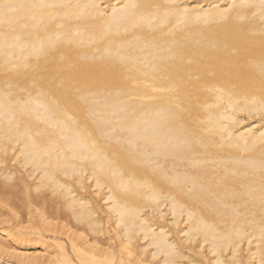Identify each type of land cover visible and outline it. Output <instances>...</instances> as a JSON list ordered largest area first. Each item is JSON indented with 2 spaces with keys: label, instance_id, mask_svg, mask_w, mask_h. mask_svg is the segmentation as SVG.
I'll use <instances>...</instances> for the list:
<instances>
[{
  "label": "bare ground",
  "instance_id": "1",
  "mask_svg": "<svg viewBox=\"0 0 264 264\" xmlns=\"http://www.w3.org/2000/svg\"><path fill=\"white\" fill-rule=\"evenodd\" d=\"M243 113L264 116V0H0V194L41 193L84 264H264Z\"/></svg>",
  "mask_w": 264,
  "mask_h": 264
},
{
  "label": "rangeland",
  "instance_id": "2",
  "mask_svg": "<svg viewBox=\"0 0 264 264\" xmlns=\"http://www.w3.org/2000/svg\"><path fill=\"white\" fill-rule=\"evenodd\" d=\"M101 1L104 2L105 0ZM240 118L241 122L238 127L257 129L260 125H264V116L262 115L248 116L243 113ZM12 164L14 165V163ZM17 171L15 173H20L19 170ZM14 189L17 192V189ZM14 191L11 190L12 193L10 195H8L10 192L0 194V264H69V260L72 264H84L76 257V252L72 249V243H76L78 241V233L84 234L85 230H69L65 219L60 217L53 218L49 216V212H46L48 210L43 211L45 209H41V193L37 195L38 192L33 194V191L32 194L34 196L31 194L33 198H28L29 196H26V198L23 194L22 196L20 195V191L19 195L17 193L16 196L13 195ZM45 193L47 194V192L44 191L43 193L46 196ZM94 195L92 194V196ZM95 196L94 199L96 198V203L99 206L102 201L100 202L99 197ZM101 206L99 209L103 211ZM105 216L107 217V214L102 212L101 217L103 220L105 219L103 232L94 236L95 234L92 235L91 232L87 231L85 239L92 241L94 236L98 242L94 244L99 247H103L101 245L107 247L108 243H110L108 246H114L117 249L120 247V243L115 236L109 218ZM61 223L65 225L63 229L60 228ZM70 228L72 229V227ZM120 254L122 256V253H116V258L111 259L113 260L112 262L110 257L106 255L105 257H108V259L104 258V260H101V257L103 259V256H101L98 261L101 260L104 264V262L107 263L110 260V264H118Z\"/></svg>",
  "mask_w": 264,
  "mask_h": 264
}]
</instances>
